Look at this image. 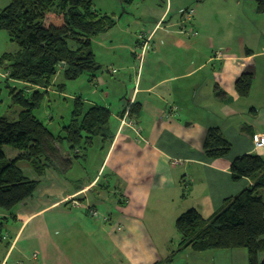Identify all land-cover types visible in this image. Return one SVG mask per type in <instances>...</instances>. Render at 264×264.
<instances>
[{
	"label": "crops",
	"instance_id": "1",
	"mask_svg": "<svg viewBox=\"0 0 264 264\" xmlns=\"http://www.w3.org/2000/svg\"><path fill=\"white\" fill-rule=\"evenodd\" d=\"M123 1L93 0L95 9L112 16L116 25L95 38L109 57L101 63L93 50L101 70L92 82L83 77L75 96L89 107L103 106L111 113L112 138L98 137L93 143L104 156L97 175L84 180L75 173L64 181L59 169L52 167L42 175L31 167L26 175L22 166L27 162H19L23 175L39 187L13 213L0 212V218L6 217L0 264H109L110 246L123 264L164 263L177 250L163 255L169 251L177 217L195 208L210 218L224 199L251 184L246 178L232 180L233 160L244 154L264 158V147L257 148L252 140L254 135L264 136V48L255 52L241 42L237 51L230 43L223 44L222 36L234 35L225 26L235 28L237 19L230 15L224 20L220 7L207 0H128L126 5ZM187 9L194 10L188 29L193 27L196 35L181 29ZM139 28L149 38L145 47L135 33ZM217 47L223 49L221 60L214 59ZM122 48L131 52L134 66L128 65L119 82L111 85L103 72L114 75V66L125 68L124 63L131 62L123 61L128 58L120 55ZM243 74L253 79L246 97L236 90ZM56 82H61L60 76ZM133 104L138 111L128 118L132 123L128 125L123 112ZM209 128H218L230 141L229 155L216 159L204 155ZM93 145L84 151L70 150V145L68 150L57 148L62 157H74V167L75 161L90 159ZM8 153L15 157L18 151ZM107 168L110 172L101 184ZM112 176L120 199L102 219L106 226L91 223L89 209L96 199L102 198L97 203L107 199L102 191L94 198L93 190L109 188ZM45 179L48 182H42ZM236 250L212 255L218 264H248L247 253Z\"/></svg>",
	"mask_w": 264,
	"mask_h": 264
},
{
	"label": "trees",
	"instance_id": "2",
	"mask_svg": "<svg viewBox=\"0 0 264 264\" xmlns=\"http://www.w3.org/2000/svg\"><path fill=\"white\" fill-rule=\"evenodd\" d=\"M252 1L256 11L264 13V0ZM115 25L112 16L95 9L93 0H9L1 10L0 31H7L18 51L2 55L0 66L7 81L24 85L19 91L10 90L13 104L20 108L17 118L0 116V209L8 214L38 187V182L23 175L19 162L29 163L42 175L45 168L60 170L62 165H71L72 158L60 154L59 143L66 141L70 150L84 151L93 145L95 138H112L110 110L99 105L84 110L80 98L76 99L70 123L58 135L34 111L48 94L47 89L64 92L67 82L80 77H86L88 82L95 79L101 66L96 61L92 41ZM252 81L250 74L237 80L239 96L249 94ZM137 111L133 104L129 117ZM7 145L18 151L17 156L7 157ZM231 148L230 141L218 128L207 130L203 141L207 158L225 157ZM230 172L233 181L246 178L251 184L224 199L222 207L208 219L195 208L181 213L174 223L180 239L178 248L165 264L186 248L195 252L245 249L248 264H264V158L257 154L238 156ZM5 219L0 218V239Z\"/></svg>",
	"mask_w": 264,
	"mask_h": 264
},
{
	"label": "rangeland",
	"instance_id": "3",
	"mask_svg": "<svg viewBox=\"0 0 264 264\" xmlns=\"http://www.w3.org/2000/svg\"><path fill=\"white\" fill-rule=\"evenodd\" d=\"M158 1V0H154ZM234 0H207V2L219 6L221 16L224 18V20H227L228 17L231 15L236 21V27L233 28L229 23L227 24V29L232 31L234 33L233 38L226 39L224 36L221 37L222 43H230L232 49L239 50L238 43L244 42L248 44V48L254 49V51H261L262 48H264V13H258L256 11V4L252 0H239L241 2V7L235 6ZM228 2V3H226ZM124 5H126L128 2L127 0L123 1ZM9 4V0H0V12L2 9H4ZM128 6V5H127ZM220 15V14H219ZM218 19V18H217ZM181 23V22H180ZM225 24V22H224ZM191 26V24L189 25ZM187 26V28L189 27ZM141 28L135 31V33H140ZM224 32V31H223ZM225 34V32H224ZM95 40V39H94ZM92 41V49L95 50V52L98 55V60L102 63L105 61L109 56L105 51ZM242 49V46H240V50ZM118 52V49H116ZM223 51V49L218 48L216 49ZM18 51V46L16 43L12 42L8 33L4 30L0 31V57L6 53H16ZM120 55L122 58H125L127 56L128 59H123V61L128 60L131 61L128 64L124 63L126 65L125 68H121L122 65H116L114 66L116 69V73L114 75H108L107 71H104L103 74L106 77V81L113 85L117 82H119L121 75L126 71L127 66L130 65L134 66L133 61L134 59L131 57V52L127 51L126 49L122 48L119 49ZM141 51L139 52V54ZM106 63V62H103ZM119 68V70H118ZM107 64L103 65V70H107ZM5 71L2 66H0V116H5L11 120L16 119L18 116V113L20 112V108L18 106H15L12 102V98L10 95L11 88H16L18 91L20 89L24 88V85L20 82H13V81H7L5 79L4 75ZM83 77H80L76 81H70L66 83L65 91H59L58 88L53 89H47L48 94H45L44 100L41 102V105L38 109L34 111V114L37 116L38 119H40L55 135H58L62 132V129L65 125H68L71 120L72 112L75 107L76 102V93L78 92V87L80 84V80ZM121 87H118L119 89ZM101 92V91H100ZM121 93L126 94L121 89ZM112 103L113 101L116 102V99L112 100V97H110ZM110 102V100H109ZM114 105V104H112ZM89 104H85L83 106V109H88ZM113 108V106H112ZM98 142V140H96ZM63 149L68 150V142L64 141L59 143ZM93 145L92 149V155L90 159L87 162H83L82 159H80L79 163L76 161L74 162V167H72L71 164L69 165H62V169L59 171V175H61L62 180L70 181L73 176H75V173L78 174L80 177H82L84 180H86L89 177H93L97 175L98 169L100 168V165L102 163V160L104 156L100 153V149H98V146ZM5 150L7 151V157L11 158L14 156H9L10 154L8 152H16L17 150L14 149L12 146H5ZM9 154V155H8ZM96 154V155H93ZM74 160V158H72ZM72 167V168H70ZM25 170L26 175H30V170H32L31 166L27 163H24V166H22ZM29 168V169H28ZM109 168L105 169L104 175L101 176V184H103V178L106 177V175L109 173ZM113 180L114 177L112 176L111 185L109 188L101 190L100 186H97L93 190V197H96L97 191H102L103 193V199L105 200L104 203H97V201L101 202L102 198L95 200V206L91 209L97 210V212L100 214L101 218H92L89 215V218L91 220V223L100 224L102 226H106L107 223H104L102 219L105 217H108V213L112 212V206L114 205L116 207L117 201L120 199V193L115 194L117 189L113 187ZM44 183L48 182L46 179L45 181H42ZM39 187V184H38ZM37 187V189H38ZM36 189V192H37ZM119 191V190H118ZM39 194V193H37ZM36 194V195H37ZM73 201H70L72 203ZM64 207V206H63ZM15 210V209H14ZM8 213L2 209H0V212ZM89 214V211H88ZM175 223V222H174ZM173 234L170 235L169 240L171 241L169 246V251L165 252L163 255L166 257V255H170L172 251H175L179 244V235L177 234L175 230V226L173 225ZM242 251L239 252H245L247 253L245 249H241ZM221 251V250H220ZM222 251H230V250H222ZM238 251V249L236 250ZM187 253L183 254L181 253L175 254V258L172 264H193V263H199V264H218L214 258V254L212 251H206V252H195L192 249H188L186 251ZM226 254V253H225ZM189 256V257H187ZM227 256V255H225ZM109 264H123V262L120 260H117V256L115 255L114 250H112L111 246L109 249ZM219 264H221L219 262ZM238 264H241V262H238Z\"/></svg>",
	"mask_w": 264,
	"mask_h": 264
},
{
	"label": "built area",
	"instance_id": "4",
	"mask_svg": "<svg viewBox=\"0 0 264 264\" xmlns=\"http://www.w3.org/2000/svg\"><path fill=\"white\" fill-rule=\"evenodd\" d=\"M194 15V10L193 9H187L184 10L182 12V21H181V29L183 30L184 33H186L187 35H196V31L193 29V27H190L189 29L187 28V26L190 24V21L192 20ZM139 41L143 42V47H145V44H147V39H149L148 37H146L145 33L140 32L137 35ZM214 59L217 60H221L223 59V52L222 51H217L215 53ZM129 118V110H125L124 115H123V122L127 120ZM131 120L127 121V124L130 125ZM132 124V123H131ZM253 143L255 144V146L257 148H261L264 147V136L262 135H254L253 136ZM74 205H79V202L76 200H72ZM89 214L92 218H101L100 214L97 212V210L95 209H89Z\"/></svg>",
	"mask_w": 264,
	"mask_h": 264
},
{
	"label": "bare ground",
	"instance_id": "5",
	"mask_svg": "<svg viewBox=\"0 0 264 264\" xmlns=\"http://www.w3.org/2000/svg\"><path fill=\"white\" fill-rule=\"evenodd\" d=\"M7 32V31H6ZM138 39V38H137Z\"/></svg>",
	"mask_w": 264,
	"mask_h": 264
}]
</instances>
